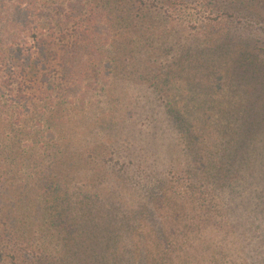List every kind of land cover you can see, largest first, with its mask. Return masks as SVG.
Returning a JSON list of instances; mask_svg holds the SVG:
<instances>
[{
	"label": "rangeland",
	"instance_id": "1",
	"mask_svg": "<svg viewBox=\"0 0 264 264\" xmlns=\"http://www.w3.org/2000/svg\"><path fill=\"white\" fill-rule=\"evenodd\" d=\"M186 3L182 9L156 4L153 7L160 8L168 19L150 18L144 30H128L129 42L132 36L140 38L136 43L144 52L142 70L148 74L116 78L114 84L120 85L115 92L123 109L109 113L108 98L94 99L102 104L93 108L89 119L115 114L128 120L125 133L119 126L118 135L113 136L117 133L102 122L96 128L100 138L108 136L114 144L109 139L110 144L85 151L72 170L66 164L54 168L60 177L71 171L66 178L62 176L61 185L85 181L86 170L95 173V184L111 176L107 182L113 181L125 202L123 209L132 217L130 237L118 244V250L126 249L131 257L133 243L141 238L148 251L147 259L134 260L136 264H157L162 251L189 257L192 264H264V168L256 166L264 160L255 162L252 170L247 151L253 152L255 147L247 148L249 141L239 149L237 163L232 165L231 157L224 159L223 172L215 176L209 175L206 158L199 162L195 149L207 152L229 146L230 120L237 118V126L245 127L244 120L250 116L254 121L251 128L255 127L251 138L257 140L252 142L257 144L256 160L264 152V0ZM115 46L116 55L130 61L126 62L128 72L133 73V58L125 47ZM241 56H245V64L239 61ZM123 66L116 64L119 69ZM15 169L14 187L0 188V264H47L44 258L66 264L68 251L62 239L67 234V220L64 225L61 222L62 229L44 228L41 223L38 230L31 225L25 232L12 227L18 215H10L14 209L10 202L17 203L19 214L27 195L19 187L21 177ZM80 171L81 176L75 177ZM144 205L151 207L161 227L159 236ZM45 235L50 236L47 244L43 243ZM118 258L131 264V260Z\"/></svg>",
	"mask_w": 264,
	"mask_h": 264
},
{
	"label": "trees",
	"instance_id": "2",
	"mask_svg": "<svg viewBox=\"0 0 264 264\" xmlns=\"http://www.w3.org/2000/svg\"><path fill=\"white\" fill-rule=\"evenodd\" d=\"M186 1L0 0V188L7 191L14 187L11 178L18 176L13 174L18 167L17 171L15 169L21 177L18 184L27 195L21 202L19 214L17 203L10 202L14 208L10 215L14 212L18 215L12 227L21 232L31 225L38 230L40 223L44 228L62 229L67 220L68 229L64 228L67 234L62 239L68 251L66 264H123L118 257L136 264L134 260L147 259L148 251L141 238L133 243L131 257H127L126 249L118 250V244L130 237L132 217L123 209L125 202L118 188L113 181L107 182L111 176L95 184V173L86 170L85 181L61 185L64 174L60 177L54 167L66 164L72 170L88 150L102 143L110 144L109 139L114 144L108 136L100 138L96 128L102 122L117 133L113 136L118 135L119 126L121 132L125 131L128 120H120L115 114L89 119L93 108L102 104L94 99L108 98L109 113H119V109H123L115 92V86L120 85L114 84L116 78H141L148 74L142 70L141 54L144 52L140 51L141 44L136 43L140 38L132 36L133 40L129 42L128 30H144L150 18L162 20L164 16L168 19L160 8L153 7L156 4H172L182 9L188 5ZM116 44L125 47L133 58L136 64L133 73L128 72L126 62L130 61H122L116 55ZM224 45L218 48L219 51ZM245 56L239 59L242 64L246 63ZM220 60H223L222 56ZM120 63L125 65L122 69L116 67ZM153 83L151 86L154 87ZM101 111L98 112L104 113ZM244 121L245 127L237 126V118L230 120L233 125L228 123L231 126L227 134L229 146L209 148L207 152L195 148L199 162L206 158L209 175H221L224 159L231 157L232 165L236 164L239 149L242 150L246 142H257L251 138L254 121L250 116ZM252 142L247 148L255 149L247 154L254 170L255 162L264 160V152L260 151L256 160L257 144ZM205 153L208 154L204 156ZM256 166L264 168V163ZM70 172L68 170L64 178ZM81 174L82 171L75 177ZM150 187L156 189L154 185ZM145 206L148 205H144V209ZM147 210L151 227L159 236L161 227L152 216L151 207ZM139 231L138 225L134 234ZM49 240L50 236L43 237L44 244ZM188 258L162 251L157 264H192L193 260ZM43 260L54 264L46 258ZM202 261L207 263V258L203 257Z\"/></svg>",
	"mask_w": 264,
	"mask_h": 264
}]
</instances>
